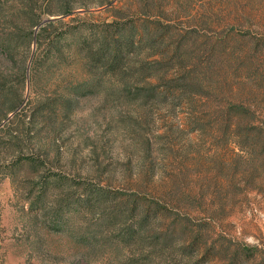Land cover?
<instances>
[{"label": "rangeland", "instance_id": "374dc122", "mask_svg": "<svg viewBox=\"0 0 264 264\" xmlns=\"http://www.w3.org/2000/svg\"><path fill=\"white\" fill-rule=\"evenodd\" d=\"M38 4L32 27L33 0H0V38L17 36L13 59L0 52V264H264V0ZM120 27L162 30L158 73L195 85L178 105L145 94L163 91L141 71L159 56L110 69ZM85 185L114 198L99 207Z\"/></svg>", "mask_w": 264, "mask_h": 264}, {"label": "trees", "instance_id": "16d2710c", "mask_svg": "<svg viewBox=\"0 0 264 264\" xmlns=\"http://www.w3.org/2000/svg\"><path fill=\"white\" fill-rule=\"evenodd\" d=\"M39 0H33V6L30 7V26L37 27L41 24V21L43 20V16L46 15L45 12L41 9V6L38 4ZM48 14V13H47ZM49 23V22H48ZM46 24V23H45ZM48 25V24H47ZM126 28H117V34L119 35L118 40L115 44H113V49L110 51V69L115 70L119 67L120 63L122 62L123 58L130 53L135 52V50L142 49L145 53V58H153L155 56H159L161 59L160 62H156L157 65L151 66L150 63H141V71L142 75L146 79L155 78L158 81H163V91H161L158 95L152 90L151 87H145L144 90L146 91L145 94L147 97H153L161 104H164L166 106L170 105H178L181 98L185 97V95H188L187 92H190V90H193V87H195L194 84L189 82V76H179L176 78L171 79H165L164 76L167 73H158V70L163 67L162 62L165 60L166 57V51L165 48L161 49L158 40L164 33H162V30L160 28L155 27L152 31L150 30H143L139 36L134 37L132 33L126 32ZM45 31V27L41 28V33H37L34 37L35 42H38L40 40L42 32ZM17 42V36L12 35L11 33H4L2 37L0 38V52L1 55L6 59L7 61L13 59V50L16 47ZM177 48L175 47L171 54L172 56L169 58L168 61H172L176 56ZM130 90V89H129ZM189 107L192 106L191 102H188ZM218 109L220 108L221 113L226 107L223 108V106H217ZM229 114L234 116H226V121L228 122L227 127L230 126V123H232L236 128H238V122H237V114H239V111L241 109L238 108V106L229 105ZM223 113V112H222ZM222 116V114H221ZM223 117V116H222ZM195 124L192 131L195 130H201L204 129V126L198 124L199 122H202L201 120H193ZM222 122L217 126L218 132H221L222 130ZM239 145V142H237ZM220 145V144H217ZM20 162V163H19ZM19 166H28L29 168H36L37 161L33 160L31 158H26L23 160L18 161ZM60 181L59 178H54L51 180V182L46 181V183H43L42 186L39 188L38 194L43 195L47 192V189L55 184H58ZM32 189V188H31ZM84 191L86 193H90L95 203L100 207L102 205H105L108 201H111L114 197H111L109 192L105 191L102 186H98V188L95 190H89L88 186H84ZM34 191L31 190L30 194ZM107 207H105L106 209ZM118 211V210H117ZM131 214H134L137 212V215L140 216V224L141 225H148L151 223V221H157L159 217V210L157 208H154L153 206H150L148 204H145L143 206L133 204L130 208ZM120 211L116 212L113 215H110V220H106V223L112 224L114 221H117ZM56 223V222H55ZM108 224V225H109ZM252 257L248 254H242L241 257H239L238 261L244 262L245 260Z\"/></svg>", "mask_w": 264, "mask_h": 264}]
</instances>
